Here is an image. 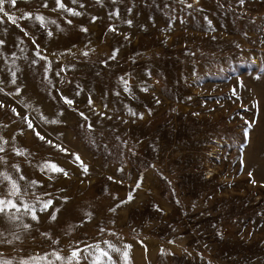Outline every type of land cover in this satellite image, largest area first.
<instances>
[{
    "label": "rangeland",
    "instance_id": "374dc122",
    "mask_svg": "<svg viewBox=\"0 0 264 264\" xmlns=\"http://www.w3.org/2000/svg\"><path fill=\"white\" fill-rule=\"evenodd\" d=\"M0 264H264V0H0Z\"/></svg>",
    "mask_w": 264,
    "mask_h": 264
}]
</instances>
